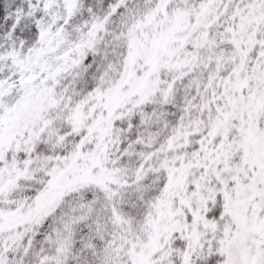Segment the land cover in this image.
I'll use <instances>...</instances> for the list:
<instances>
[{
	"label": "snow or ice",
	"instance_id": "obj_1",
	"mask_svg": "<svg viewBox=\"0 0 264 264\" xmlns=\"http://www.w3.org/2000/svg\"><path fill=\"white\" fill-rule=\"evenodd\" d=\"M0 264H264V0H0Z\"/></svg>",
	"mask_w": 264,
	"mask_h": 264
}]
</instances>
